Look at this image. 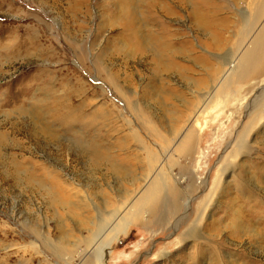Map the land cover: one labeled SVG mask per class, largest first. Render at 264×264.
<instances>
[{"label":"rangeland","instance_id":"1","mask_svg":"<svg viewBox=\"0 0 264 264\" xmlns=\"http://www.w3.org/2000/svg\"><path fill=\"white\" fill-rule=\"evenodd\" d=\"M260 3L0 0V264H98L100 217L99 264H264V218L239 199L264 208V75L239 64ZM161 167L162 205L125 224Z\"/></svg>","mask_w":264,"mask_h":264},{"label":"bare ground","instance_id":"2","mask_svg":"<svg viewBox=\"0 0 264 264\" xmlns=\"http://www.w3.org/2000/svg\"><path fill=\"white\" fill-rule=\"evenodd\" d=\"M217 7V6H216ZM220 7V6H219ZM255 18L256 19H251L250 18V25H252V22L258 20L263 14H264V0H261V3L256 7V10H255ZM245 15V14H244ZM258 37H256V39L254 40L253 44H252V48L249 49V50H245L242 55L240 56V59H239V64H241L242 66H244L245 68H251L252 69H260L261 72L258 74V75H264V29L260 30L257 34ZM264 103V85L262 87V89H260L259 91V94L257 96L256 99H254L251 103V108H254V106H260L261 104ZM25 111V110H23ZM38 115V113H34L32 116L33 118L35 119L36 116ZM93 121V120H92ZM46 128V127H45ZM48 130V129H47ZM52 133H50V136H51ZM53 135V134H52ZM3 141L2 138H0V144L1 142ZM185 142V141H184ZM187 142H190V137H189V140ZM84 143V144H82ZM86 144V145H85ZM88 142L86 143L85 141L83 140H80L79 142V146L81 148H83L84 150L86 151H89L94 154V156L91 158L93 160V162H98V156H100L99 153L97 150L99 149H88ZM87 146V148H86ZM157 146L160 148L162 147L161 145H159V143H157ZM246 146V145H245ZM96 147V146H95ZM93 147V148H95ZM244 147V145H243ZM90 148V147H89ZM148 150V153H149V157L146 159V163H147V169L148 171L152 168L153 164H155V162H159L161 164V158L157 157L150 148H147ZM159 152L162 154V158H164V153H162L159 149ZM166 157V155H165ZM100 158V157H99ZM108 160V159H106ZM163 161V165L162 167L166 166L167 163H168V158L164 161V159L162 160ZM109 163V165L111 164V167H114V164L111 162V161H106ZM159 168L157 171H156V174H155V179L153 177V181L150 183V185L146 186L144 188V190L142 191V194L140 195L141 198H138L135 203H134V206L133 208L131 209V212L128 214V216H118L122 221H124V223H129V221L131 220L130 218H133V219H137L139 218V214L141 213V211L143 210V208H145V205L147 206L148 210L151 212V213H155L156 212V208L158 207L157 205H162L161 204V194L163 192L164 189H166V186L168 184V180H165L166 178V170L164 168ZM169 167V166H168ZM170 170V168L168 169ZM169 172V171H168ZM171 173V172H170ZM154 174V173H153ZM132 175V173H131ZM125 177H129L128 174L125 175ZM133 179V178H132ZM152 179V178H151ZM148 181V180H147ZM172 188V192L175 194H177V187H171ZM264 193V192H263ZM165 194V193H164ZM240 197L239 199L241 198L242 201H244V203H246L247 206H244V207H247L246 211L248 210L250 212V214L252 215V218L251 220L254 221L253 217H258V218H264V208L263 206L260 208V199H258L255 195H252L250 193H246L245 191L243 192H240ZM168 196V195H167ZM169 198V197H168ZM163 199V198H162ZM172 200H174V198H172ZM52 201L54 202H57V199L53 198ZM83 201L85 202V199H83ZM88 201V200H87ZM171 201V200H170ZM190 201H191V198H190V195L188 196L187 195V200H186V210H188V205L190 204ZM67 205H72V202L70 204L69 200L67 201H64ZM249 202V203H248ZM86 203V202H85ZM250 203H253V204H250ZM231 204V203H230ZM164 205V204H163ZM171 205L176 207V203L175 201H171ZM232 205L234 206V204L232 203ZM88 206V203H86V205H84V207L87 208ZM132 206V205H131ZM190 206V205H189ZM168 207V206H167ZM161 209V208H160ZM162 210V209H161ZM166 210V209H165ZM172 210V209H171ZM244 211V210H243ZM169 212V211H168ZM236 212V211H235ZM158 213V212H157ZM233 213V211H232ZM246 213V212H245ZM159 214V213H158ZM239 214V213H238ZM244 215V214H243ZM158 217V216H157ZM156 217V218H157ZM163 218V217H162ZM249 218V220H250ZM98 219H99V216H98ZM110 219V218H109ZM119 219V220H120ZM158 219V218H157ZM118 220V218H117ZM248 220V221H249ZM251 221V222H252ZM83 223H87L89 222L90 224V220H89V215H85L83 220H82ZM93 222V220H92ZM249 222L250 224H254V223H251ZM108 223V222H107ZM104 223V220L100 217L99 219V223L96 224L97 226V230L93 231V236L92 238L90 239V241H88V245L89 246H92V249H93V256L95 257V260L96 262L99 264L101 262V260L103 259L104 257V248H102L100 246V243H101V239H102V236L105 234L106 231L110 232V231H113L115 229V225H110L109 223ZM115 223V222H113ZM248 223V222H247ZM116 224V223H115ZM124 224V225H125ZM264 225V224H263ZM198 226V225H197ZM192 229L188 234V237H191L193 236L194 234L192 232H194L196 229H198V227H193V228H190ZM189 229V230H190ZM261 229H263L262 231H259V227H254V230L252 232V234H256L255 236L256 237H259L258 239V243H260L259 245H257V253H260L259 251L262 252V254L264 255V226L262 227L261 226ZM237 230L236 229H233V232L231 236L233 237H236L237 233L239 232H236ZM188 232V231H186ZM250 233V232H249ZM186 234V235H187ZM193 234V235H192ZM245 234V233H244ZM197 235V234H196ZM253 236V235H251ZM242 237V236H241ZM192 238V237H191ZM250 238V237H249ZM252 238V237H251ZM256 243V242H255ZM257 243V244H258ZM213 244V243H212ZM214 248V246L212 247ZM90 249V248H89ZM52 250L53 251H58L56 250L55 247H52ZM92 251V250H90ZM59 252V251H58ZM189 254V253H188ZM228 254V253H226ZM225 254V255H226ZM230 254V253H229ZM228 254V259L227 260H222L221 257L217 254L216 256H210L209 260L211 261V264H239V262H237V260L239 258H237L236 256L238 255H234L232 254L229 255ZM242 257H240V260H241V263L240 264H254V261L251 260V259H247V256H245V254H241ZM249 256V255H248ZM223 257V256H222ZM200 258V257H199ZM191 259V258H190ZM204 261H205V258H204ZM243 261V262H242ZM247 261V262H245ZM199 263V262H198ZM199 264H203L202 262L199 263ZM258 264V263H257Z\"/></svg>","mask_w":264,"mask_h":264}]
</instances>
